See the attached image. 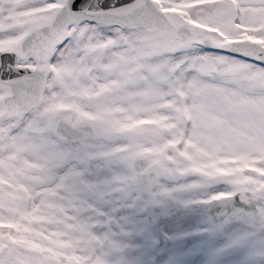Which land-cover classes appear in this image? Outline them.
Instances as JSON below:
<instances>
[{
  "label": "snow or ice",
  "instance_id": "1",
  "mask_svg": "<svg viewBox=\"0 0 264 264\" xmlns=\"http://www.w3.org/2000/svg\"><path fill=\"white\" fill-rule=\"evenodd\" d=\"M0 264H264V0H0Z\"/></svg>",
  "mask_w": 264,
  "mask_h": 264
}]
</instances>
